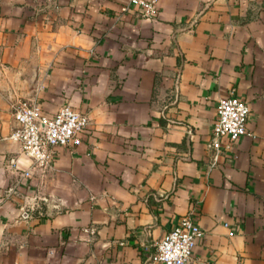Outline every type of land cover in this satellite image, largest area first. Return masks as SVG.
<instances>
[{"label": "crops", "instance_id": "obj_1", "mask_svg": "<svg viewBox=\"0 0 264 264\" xmlns=\"http://www.w3.org/2000/svg\"><path fill=\"white\" fill-rule=\"evenodd\" d=\"M0 0V264H157L189 210L186 264H264V0ZM246 134L208 147L218 99ZM87 115L32 167L11 107Z\"/></svg>", "mask_w": 264, "mask_h": 264}, {"label": "built area", "instance_id": "obj_2", "mask_svg": "<svg viewBox=\"0 0 264 264\" xmlns=\"http://www.w3.org/2000/svg\"><path fill=\"white\" fill-rule=\"evenodd\" d=\"M143 7V15L154 14L153 0H129ZM249 113L247 103L240 97L229 94L220 98L215 107V118L208 144L213 165L221 150L220 139L230 142L245 135ZM11 114L15 129L11 136L18 142L19 151L31 161V166L23 172L29 175L32 167L47 168L52 159L54 146L76 145L80 136L88 128L86 114L78 112L67 103L48 114L35 101H19L12 105ZM194 211L185 214L164 236L155 243V253L151 261L157 264H186L190 258L194 239L200 230L193 220Z\"/></svg>", "mask_w": 264, "mask_h": 264}]
</instances>
